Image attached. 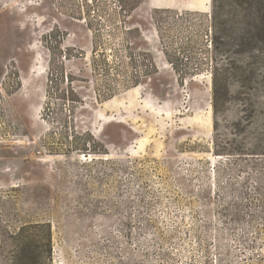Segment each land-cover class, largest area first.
<instances>
[{"label":"rangeland","instance_id":"rangeland-1","mask_svg":"<svg viewBox=\"0 0 264 264\" xmlns=\"http://www.w3.org/2000/svg\"><path fill=\"white\" fill-rule=\"evenodd\" d=\"M221 11L216 49L213 0H0V264H264V50Z\"/></svg>","mask_w":264,"mask_h":264},{"label":"trees","instance_id":"trees-1","mask_svg":"<svg viewBox=\"0 0 264 264\" xmlns=\"http://www.w3.org/2000/svg\"><path fill=\"white\" fill-rule=\"evenodd\" d=\"M230 4H235L237 7L241 8L242 14L244 18H248L251 21V29L249 32L251 36L255 35L250 42L249 49L252 52L259 53L264 50V0H230ZM221 7H223V0H213V12H212V26L214 30V43L216 45V49L218 44H220V39L228 38L229 28H225L223 20L221 19L222 11ZM224 12V11H223ZM250 58L253 61L248 62L247 71L253 76L256 74L255 64L259 61V55H253ZM217 65L219 64L216 62ZM223 63V62H222ZM251 80L254 78L251 77ZM256 83L259 84V81L256 80ZM39 227L37 225H27L22 227V231L20 234L24 235V237L32 238V241H35L34 237L41 234L38 233V230L35 228ZM35 230V231H33ZM49 237V241H50ZM32 264H45V262L41 259L36 261L31 260ZM13 264H26L21 262L20 260L14 261Z\"/></svg>","mask_w":264,"mask_h":264}]
</instances>
